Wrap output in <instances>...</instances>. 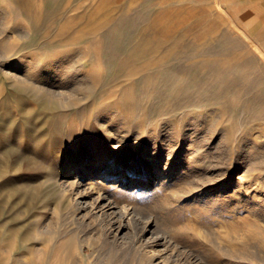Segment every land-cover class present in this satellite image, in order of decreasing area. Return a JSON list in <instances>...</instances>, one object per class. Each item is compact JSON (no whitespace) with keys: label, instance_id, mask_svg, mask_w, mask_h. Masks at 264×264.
Wrapping results in <instances>:
<instances>
[{"label":"rangeland","instance_id":"obj_1","mask_svg":"<svg viewBox=\"0 0 264 264\" xmlns=\"http://www.w3.org/2000/svg\"><path fill=\"white\" fill-rule=\"evenodd\" d=\"M118 153L126 168L99 175ZM154 154L182 169L152 175ZM57 179L119 185L170 239L163 263L264 264L263 6L0 0V264H149Z\"/></svg>","mask_w":264,"mask_h":264},{"label":"bare ground","instance_id":"obj_2","mask_svg":"<svg viewBox=\"0 0 264 264\" xmlns=\"http://www.w3.org/2000/svg\"><path fill=\"white\" fill-rule=\"evenodd\" d=\"M82 144H84V146L87 145L86 142H83ZM191 144L186 147V152L183 153V158H182V162L185 163V161H186L187 165L190 164L189 161L191 160V158H190V150H191V147H192ZM80 145L81 144H79V143L78 144H76V143L74 144V146H76V149L74 150L75 154H76V152L79 151V146ZM146 149H148V146L144 147L143 150H146ZM143 150H140V151H143ZM145 152H147V151H145ZM99 153H101V150L93 151V152H91L89 154L87 153L86 158L83 159V160H85V164L81 165L79 167H74V168H71V169L65 171L64 172V176L62 178L70 177L72 175V172L75 170V168H77V172H79V176L86 175L85 173H86L90 163H92L93 161L94 162L96 161L95 164L96 165L99 164V162H97L98 158H96V156ZM104 156L106 157V156H110V155L109 154H104ZM134 159H136V156L134 157ZM101 161H102V163H100V164H103V166L101 167L99 175H102L101 173H104V172L106 173V171H108L111 168L112 171L110 172L109 176H113L115 171H118L121 168H126V165L123 162V158L121 156V153H118V154H116V156H111V158H107V159H104V160H101ZM159 161H161L160 156L159 155L156 156V154H154L153 155V163H152L153 166L155 167V172L152 174L154 176H159V175H157L158 172H159L158 169L161 168V169H163L162 175L163 174H167L165 176L168 177V175H170L174 170H176L177 168L179 169L183 165V163H180L181 160H178V157H176V155H174L173 160H171L170 162L166 163L165 166L168 167L167 169L165 168V166L159 165V164H161ZM18 163L19 162L16 161L14 164L11 165L10 169H18L21 172L22 171H24V172L28 171V169H23L22 165H20ZM17 165H19V166H17ZM95 169H100V168H95ZM180 169H182V168H180ZM94 171H92L90 173L92 174V173H94ZM50 172H52V171H50ZM126 172H127V175L131 174V172L129 170H127V169H126ZM127 175L122 176L124 182H127V180H126V176ZM148 177H149L148 173L147 172H145V173L143 172V174H142V182H146L144 185H146L148 182H150V181H147ZM150 177H151V175H150ZM48 179H56V175L55 174L54 175H49ZM61 180L62 179H57V180H55V183H52V188H53L52 191L54 192V191L62 190L63 192H68V194L70 196L75 197L74 200H75L76 205L78 206V209L80 211H85V212L87 211V213L88 212L92 213L93 215L96 216V219H98L99 217L104 216V215L105 216H109V218H110V227L111 228H113V227L115 228L114 229L115 230L114 241L116 242V244L119 243L122 246H130V248L131 247H136V246L140 247L138 249L142 248L141 250L145 252V255H146L145 257L149 258V264H169L168 262L166 263V260H165L166 258L164 259V261H165L164 263L160 259H162L161 257H163V254H165L166 251L168 250V248H169L168 245L171 244L170 239L167 240L168 237H165V236L157 233L158 230H159V227L157 229L158 225H157L155 220L150 219L149 217H148L147 221L145 219H144L145 220L144 221L142 218H135V215H136L135 213H137V212L135 210H131L132 207L130 208L128 205L127 206L123 205V203L118 201L117 197H118V194H119V192L121 190L119 185L118 186H114V189H111L113 187V186H111L112 183H106V182L105 183H83L80 180L77 181V182H74V183L69 182L68 180L66 182H64V183L63 182L60 183ZM97 180L99 181V179L96 178L94 182H96ZM127 184H129V183H127ZM135 186H137V185H135ZM140 191H142V193H144V191H145L144 187H142ZM143 215H145V214H143ZM101 224H103V223H101ZM102 234H104V233H102ZM108 237H109V235H108ZM122 246H120V247H122ZM177 247H179V246H177ZM178 249L180 250V248H178ZM193 256H194V254H193ZM190 258L192 259V257H190ZM200 259L196 258V259H194L193 261H190V262L191 263L193 262L194 264H196V263L197 264H206L207 263V262L205 263L204 261H202L203 258L201 260ZM177 263L179 264V262H177Z\"/></svg>","mask_w":264,"mask_h":264},{"label":"crops","instance_id":"obj_3","mask_svg":"<svg viewBox=\"0 0 264 264\" xmlns=\"http://www.w3.org/2000/svg\"><path fill=\"white\" fill-rule=\"evenodd\" d=\"M252 1H254L255 4H257V5L263 6V9H264V0H252Z\"/></svg>","mask_w":264,"mask_h":264}]
</instances>
